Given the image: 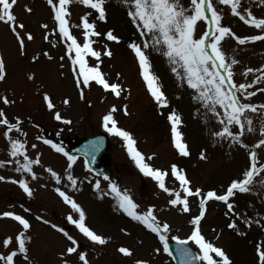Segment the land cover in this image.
I'll use <instances>...</instances> for the list:
<instances>
[{
  "label": "rangeland",
  "instance_id": "obj_1",
  "mask_svg": "<svg viewBox=\"0 0 264 264\" xmlns=\"http://www.w3.org/2000/svg\"><path fill=\"white\" fill-rule=\"evenodd\" d=\"M182 3L187 6L189 0H182ZM25 4L32 9L30 13L25 10ZM213 4L222 14V24L231 27L237 35L259 34V29L244 26L243 22L231 13L230 6L220 4L219 0H213ZM241 5L251 9L258 18L264 17V6H260L258 0H241ZM105 8L107 18L100 21L95 10L80 5L79 0H72L69 5L70 31L77 36L78 42L82 43V29L76 25L80 23L79 17L86 11L91 13L90 19L96 21V31L101 33L99 37H91L93 47L103 52L106 46L112 51V56L100 57L101 71L110 83L117 82L122 85L124 91L120 97L95 83L84 86V96L81 97V89L75 83L71 65L75 52L69 54L68 42L58 35V30L51 31L55 24L46 0H17L13 8L17 22H22L25 30L34 36L33 40H26L23 53L8 24L0 22V56L6 64V81L0 85V95H7L14 101L11 105H3L0 102V107L5 109L10 122H14L15 117H20L22 131L12 130L9 135L27 141L25 154L30 159H35L37 153L41 154V164L32 166L37 174L35 179L30 173L17 172L18 165L15 161L18 159L20 164H23V157L10 156L8 140L2 134L5 129L0 126V160H13L12 164L0 165V176L11 177L13 180L25 179L33 190V195L29 197L12 180L0 181V212L14 211L30 221L28 235L31 240L28 242V254L31 264H60L59 253L64 251L69 243L58 229H53L50 224L37 219L38 216H43L45 220L59 227H62L61 223L68 221L69 214L73 219L79 218V214L54 191L57 186L81 205L85 212L86 225L107 238L105 244L101 245L85 238L73 224L70 231L64 228L65 232L77 239L80 250L87 253L89 264H135L137 258L146 259L149 264H174L171 253L163 251V242L160 241L159 235L152 233L141 222L131 219L119 208L117 197L107 187L109 182H115L121 192L127 190L139 205L138 211L155 206L153 212L158 221L170 225L169 230L162 233L168 245L177 240L174 238L185 239L190 234L193 226L189 221L191 216L199 211L197 199L190 198V212H182L179 206L173 207L167 203L172 197L161 190L152 178H140L135 173V162L128 155L122 138L108 132L103 126L102 116L113 104L118 109L114 113L117 126L132 133L137 149L146 158L156 153L150 163L169 170V175L165 177L168 187L179 190V182L170 175L172 163L184 169L191 186L201 187L205 191L214 188L218 193L233 178H240L242 171L249 164L247 149L239 143L213 135L221 127L219 121L202 101L194 99L198 95L197 91L187 85L183 76L177 78L171 71L172 65L168 58L152 47L150 37L139 35L140 30L131 22L127 9L120 0H105ZM45 24L48 25L47 29L42 27ZM198 24L197 38L206 30L205 22ZM108 29H112L121 40L108 41L103 35ZM46 32L50 33L48 41L43 38ZM145 39L148 40L149 47L144 51L149 56L151 71L159 77V83L168 99L166 107H158L147 91L135 54L128 47L132 41L143 47ZM221 46L229 61H237L232 66L233 81L251 85L258 72L245 75L244 70L260 69L264 65V41L240 44L234 38L227 37ZM44 51H48L51 58L45 57ZM33 55H38V59L33 61ZM89 62L94 64L95 58H91ZM178 71L182 73L183 70L178 68ZM117 73L120 75L117 76ZM30 74L33 79H28ZM258 87L264 88V81H259L248 90L255 91ZM44 92L49 93L55 105L54 110L48 109L43 101ZM238 95L241 96L242 102L264 104L262 92H256L252 97L244 96L243 93ZM66 97L70 101L68 104L63 102ZM124 105H127V114L121 110ZM173 110L181 117L178 127L188 146L189 156L180 155L171 143L170 122L166 117ZM217 110L222 112L219 106ZM54 112H59L64 119L57 121ZM248 114L256 131H245L244 143H251L255 147L256 140L264 138L259 134L264 115L251 112ZM65 120L69 122L66 123ZM231 130L239 131V128L232 126ZM97 132L109 136V147L104 157L112 165L109 180L93 175L85 167L83 158H76L71 170L77 180L75 187L68 181L65 173L66 157L44 144L42 140L36 139L43 136L61 144L65 149L66 146L74 145ZM32 144L37 147L32 149ZM201 150L205 151L207 159L200 158ZM256 150L259 162H264V148ZM49 166L62 176L59 185L46 171ZM256 179L264 180V174ZM97 180L100 181L99 191L93 187ZM232 199L241 217L252 218L251 227L237 218L238 229L245 234L237 235L236 231L227 228V223L232 217L224 215L226 206L223 202L214 200L206 206V214L200 224L201 231L208 240L224 249L232 264H258L255 247L257 243L264 244V230L255 224V220L259 219L264 224V185L257 182L253 191L237 192ZM20 227L13 219L0 217V238L15 235ZM191 243L198 250V247ZM121 245L131 248L134 255L127 257L119 253L117 249ZM158 248L160 251H155ZM0 251L6 250L0 248ZM65 258L70 259L71 264H77L75 255ZM16 264H23L21 254H18Z\"/></svg>",
  "mask_w": 264,
  "mask_h": 264
},
{
  "label": "snow or ice",
  "instance_id": "obj_2",
  "mask_svg": "<svg viewBox=\"0 0 264 264\" xmlns=\"http://www.w3.org/2000/svg\"><path fill=\"white\" fill-rule=\"evenodd\" d=\"M46 2L50 6L55 24V27L51 31L56 32L58 30V35L68 42L67 52L69 54L73 51L75 52V55L71 58V65L72 71L75 74V83L81 89V97L84 96L83 87L90 86L91 83L102 86L104 90H110L116 97H120L124 91L122 85L117 82L110 83L101 71L100 57L102 55L110 57L112 56V51L106 46L103 52L93 47L94 42L91 37H99L101 33L96 31V21L90 19L91 13L86 11L79 17L80 23L76 25L77 28L82 29L83 42L80 43L77 36L70 31L69 5L72 3V0H46ZM219 2L222 5L230 6L231 13L246 25L259 29V34L240 36L231 27L224 26L222 24V14L214 6L213 0H189L187 6L182 3V0H120V3L126 7L127 15L131 22L140 30L139 35L141 37H150L154 50L162 52L163 56L168 58L172 65L171 71L176 74L178 79L181 76L186 78L187 85L198 93L194 99L202 101L219 121L221 127L213 135L239 143L247 149L249 164L242 171L240 178H233L220 193L214 188H209L205 191L201 187L191 186V181L184 169L178 167L176 163H172L170 165V175L175 181L179 182V190L168 187L166 186L165 177L169 175V170L155 167L149 162L156 156V153H152L146 158L137 149L132 133L117 126L118 122L114 117V113L118 110L117 106L113 104L106 114L102 116L103 126L108 132L122 138L128 155L135 162L140 172L152 178L161 190L170 194L172 198L167 201L170 206H179L182 212L188 213L190 212V198L197 199L199 211L198 214L192 215L189 221L193 226L191 232L185 239L179 240V243L184 245L187 241H191L198 247V251L193 254L190 248L184 247L180 249L181 256L184 258L182 264H193L196 260L201 261L202 264H232L230 257L224 249L217 246L213 241L208 240L201 231L200 224L206 214V206L213 200L223 202L226 206L224 215L232 217L227 223V228L236 231L237 235H244L245 233H241L238 229L237 218L242 219L243 223L248 227H251L253 221L250 217H241V214L236 211L235 201L232 198L237 192L246 193L253 191L254 185L257 182L260 185H264V180L257 181L256 179L259 175L264 174V162H259L256 150L257 148H264V138H258L255 142V147L251 143H244V132L251 133L256 131L253 127V120L248 113H260L264 115V104L257 105L255 103L242 102L241 96L238 95V93H243L244 96L252 97L256 92L264 93V88L259 87L255 91L248 90L251 85L264 81V65L260 69L246 68L244 70L245 75L254 71L258 72L255 79L251 81V85L234 83L232 66L237 61L235 59L229 61L221 46L222 41L227 37L234 38L240 44L248 41H264V17L258 18L253 14L251 9L244 8L241 5V0H219ZM16 3L17 0H0V22L8 24L21 53H23L26 48V40L31 41L34 39V36L31 32L25 30V25L22 22H17V17L13 12ZM79 4L95 10L100 21L106 20L105 0H79ZM258 4L264 6V0H258ZM24 8L29 13L32 11L27 4L24 5ZM198 22H205L206 30H203L197 38ZM42 27L47 29L48 25L45 24ZM49 35L50 33L46 32L43 37L44 40L48 41ZM103 35L106 36L108 41L119 42L121 40V37L115 35L112 29H108ZM128 47L135 54L140 75L146 83L147 91L156 105L158 107L168 106L169 102L159 83V77L151 71L149 56L144 51V49L149 47L148 40L145 39L143 41V47L135 41L130 42ZM43 55L51 58L48 51H44ZM91 58H95L94 64H90L89 60ZM37 59L38 55L32 56L33 61ZM61 59H64V57H61ZM178 68L183 70L182 73L178 71ZM119 75L117 73V76ZM5 78L6 64L4 58L0 56V81H3ZM28 79H33V76L30 74ZM43 101L46 103L48 109H55L49 93H43ZM0 102L3 105L14 103L7 95H0ZM63 102L64 104H68L70 101L66 97ZM217 106L222 109V112L217 110ZM121 110L127 114V105H124ZM54 118L57 121L64 119L59 112H54ZM166 118L170 122L171 143L174 149L182 156H189L188 146L182 139L183 134L178 127L181 123V117L173 110L167 114ZM65 122L69 121L65 120ZM0 126H3L5 129L2 134L8 140L10 156L13 158L23 157V164H20L18 159L15 161L18 165L16 171L30 173L32 178L35 179L37 174L32 166L34 164H41V154L37 153L35 159H30L25 154L27 152L25 147L27 141L13 138L9 135L12 130L22 131L20 117L17 116L14 122H10L5 109L0 107ZM232 126H238L239 131L231 130ZM259 134L260 137H264V121L260 123ZM23 135H26V133H23ZM36 139L42 140L44 144L49 145L57 153H61L66 157L65 173L68 181L75 187L77 180L72 175L71 170L76 157L67 152L61 144L51 139H46L43 136H38ZM36 147V144L31 145L32 149ZM99 147L100 141L98 140L93 143L92 151H98ZM199 156L201 159H207L204 150H201ZM12 163L13 160L11 159L0 160V165ZM85 167H88L87 162L85 163ZM46 171L51 174V177L59 185L62 176L50 166L46 168ZM6 179L17 183L29 197L33 195V190L25 179L13 180L11 177L0 176V181ZM104 179L109 180V177L105 176ZM93 187L99 191L100 181L97 180ZM107 187L117 197L119 208L131 219L141 222L152 233L158 234L160 241L163 242V251L169 252L167 239L162 233L167 232L170 225L167 222L158 221L153 212L155 206H149L144 211H138L139 205L127 190L121 192L115 182H109ZM54 191L79 214L78 219H73L71 214L67 216V219L78 228L79 232L93 243L105 244L107 238L101 234H97L96 231L86 225L85 212L81 205L66 191L62 190L61 187H55ZM0 217L11 218L21 226L15 235H7L0 238V248L6 250L0 251V264H16L18 254L23 256V264H31L28 254V242L31 240V237L28 235L31 228L30 221L25 216L17 214L14 211L0 212ZM37 219L50 224L53 229H58L67 238L68 245L64 251L59 253L61 258L60 264H71L70 259H66L65 257L72 255L77 257V264H89L87 253L80 250L79 242L76 238L65 232L63 227L45 220L43 216H38ZM255 224L264 230V224L259 219L255 220ZM213 231L215 230L213 229ZM117 251L127 257L134 255L131 248L123 245ZM155 251L159 252L160 249H155ZM255 252L258 257V264H264V244L257 243ZM135 264H149V261L137 258Z\"/></svg>",
  "mask_w": 264,
  "mask_h": 264
},
{
  "label": "water",
  "instance_id": "obj_3",
  "mask_svg": "<svg viewBox=\"0 0 264 264\" xmlns=\"http://www.w3.org/2000/svg\"><path fill=\"white\" fill-rule=\"evenodd\" d=\"M100 141V147L98 151L93 152L92 151V145L96 141ZM108 145H107V135H103L101 133L94 134V136L85 138L84 140L78 142L74 145V147H69L66 149L67 152L74 156H83L86 159V162L88 163V167L103 176H106L110 171V164H108L107 160L103 159V156L105 152L107 151ZM94 156V158H93ZM64 226H68L65 224ZM187 247L190 248L195 254L197 251L194 250V248L189 243H185L184 245H181L179 241H175L169 244V251H171L173 256V261H175L176 264H182L183 257L181 256L180 249ZM193 264H201V261L196 260L193 262Z\"/></svg>",
  "mask_w": 264,
  "mask_h": 264
}]
</instances>
